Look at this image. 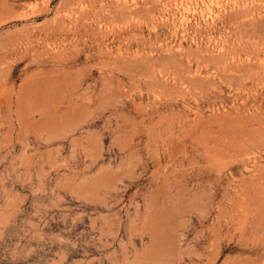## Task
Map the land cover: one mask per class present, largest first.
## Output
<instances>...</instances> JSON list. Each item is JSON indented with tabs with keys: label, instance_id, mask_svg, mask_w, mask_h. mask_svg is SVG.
Wrapping results in <instances>:
<instances>
[{
	"label": "rangeland",
	"instance_id": "obj_1",
	"mask_svg": "<svg viewBox=\"0 0 264 264\" xmlns=\"http://www.w3.org/2000/svg\"><path fill=\"white\" fill-rule=\"evenodd\" d=\"M0 264H264V0H0Z\"/></svg>",
	"mask_w": 264,
	"mask_h": 264
}]
</instances>
